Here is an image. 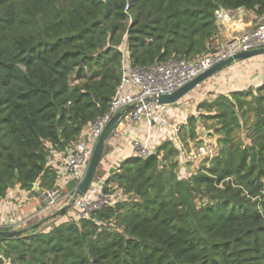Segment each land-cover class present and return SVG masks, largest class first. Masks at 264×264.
<instances>
[{"label": "trees", "instance_id": "1", "mask_svg": "<svg viewBox=\"0 0 264 264\" xmlns=\"http://www.w3.org/2000/svg\"><path fill=\"white\" fill-rule=\"evenodd\" d=\"M240 9L257 21L264 0H0V200L17 186L54 189L50 156L108 111L122 49L135 68L194 60L213 51L217 13ZM198 109L181 139L214 122L209 168L181 178L170 144L130 158L105 188L126 201L0 238V264H264V81Z\"/></svg>", "mask_w": 264, "mask_h": 264}, {"label": "built area", "instance_id": "2", "mask_svg": "<svg viewBox=\"0 0 264 264\" xmlns=\"http://www.w3.org/2000/svg\"><path fill=\"white\" fill-rule=\"evenodd\" d=\"M129 10L130 7L127 5L125 13H128ZM227 15L226 11H219L217 13L218 23L222 22ZM259 49H264V16L256 21V25L251 31L234 36L225 45L214 46L211 53L199 56L194 60L173 59L148 68H135L126 51L122 49L124 53L122 82L108 111L89 124L75 144L64 153H59L58 182L54 189L43 193L44 204L40 211L43 216L41 221L53 217L67 207L68 211L73 210L72 215L67 218L81 221L88 219L94 212L105 207H114L127 200V196L121 191H105L108 178L98 179L95 176L83 196H78L77 191L87 176L94 151L107 125L117 114L125 112L131 107L133 109L125 114L113 133L127 122L136 125L145 124L144 137H135L129 141V145L133 149V158L148 159L157 155V148L154 144L158 143L155 138L158 131L170 135L179 145L181 157L190 169L188 173L184 168L179 173L181 178H187L191 172L202 167L209 168L219 154L217 145L214 142L203 141L187 148L181 139L182 126L175 123L172 118V107L177 103L161 105L157 99L161 96L174 94L200 75L237 54ZM126 86H130L132 91H127ZM56 156H58L56 152L51 154L50 165H54ZM71 182L74 183L73 190L65 192L66 183ZM14 223L13 219H5L0 215V230L10 229L13 231L16 228Z\"/></svg>", "mask_w": 264, "mask_h": 264}, {"label": "crops", "instance_id": "3", "mask_svg": "<svg viewBox=\"0 0 264 264\" xmlns=\"http://www.w3.org/2000/svg\"><path fill=\"white\" fill-rule=\"evenodd\" d=\"M227 14V17L219 23L220 34L214 42V46L225 45L234 36H239L245 32H249L256 25V18L254 14L247 10L241 9L238 11L227 12ZM262 81H264V57H255L247 61L236 62L232 66L224 69L205 81L197 89L193 90L192 93H190L191 99L187 100V95L179 103L172 107L173 121L182 126V132H189L187 130V128L190 129L189 118L199 115L198 106H195L198 105V103H194L192 100L193 94L197 96L198 99L200 97L205 98L201 90H206L210 94L219 92L221 89H225L226 92H230V90H236L238 88L256 87ZM126 89L127 91H132L130 86H126ZM214 89L216 91H214ZM209 96L214 97V95ZM205 100L208 99L206 98ZM202 126L203 125L199 123L197 128L202 131L204 130L206 132L205 136L202 137L199 135L197 141H187L184 143L187 148H190L189 146L198 145L203 141L213 142V130L207 132ZM145 131L146 126L144 123L136 125L134 123L127 122L124 126L120 127L115 133H113L105 145V153L97 169L96 178L109 179L115 171L119 169V166H121L128 159L133 158V149L129 145V141L135 137H144ZM155 138L158 142L156 144L157 146L154 144L157 148V152L160 147L165 144H170L172 148L178 152V155L175 157V161L178 163V174L181 173L184 168H186L189 173L190 169L185 160L181 157V152L178 147L179 145L174 142L172 137L168 134H163L157 131ZM56 154H58V156H56L54 165H51V167L57 175V184V171L60 159L59 153ZM162 156L163 154L161 153L160 157ZM108 179L106 180V183ZM73 188L74 183H66L65 192H71ZM43 193L44 190L40 189L37 192L33 191V193H31L21 190L19 186L13 188L9 191L5 199L0 200L1 217L5 219H13L15 222L14 226L16 227L14 230H23L32 224L39 223L43 217L40 214L42 205L44 204ZM67 212H73V210L71 209Z\"/></svg>", "mask_w": 264, "mask_h": 264}, {"label": "water", "instance_id": "4", "mask_svg": "<svg viewBox=\"0 0 264 264\" xmlns=\"http://www.w3.org/2000/svg\"><path fill=\"white\" fill-rule=\"evenodd\" d=\"M264 55V49H259V50H253L250 52H245V53H240L235 55L234 57L219 63L212 69L208 70L204 74L200 75L196 79H194L192 82L188 83L185 85L183 88L179 89L177 92H175L172 95L169 96H161L157 99L158 103L161 105H173L181 101L183 98H185L189 93H191L193 90H195L197 87H199L201 84H203L205 81L208 79L212 78L219 72L223 71L224 69L232 66L236 62H242V61H247L250 59H253L255 57L263 56ZM133 107L127 109L125 112H121L117 114L107 125L104 133L102 134L97 147L94 151L90 167L87 173V176L83 183L80 185L77 191L78 196H83L89 189L94 177L96 176L97 169L103 159L104 153H105V145L113 132L117 129L118 124L120 121L125 117V114L128 113L130 110H132ZM189 131L190 129L187 128ZM205 132V131H204ZM206 133V132H205ZM163 164V163H161ZM34 192L39 191V186L38 184L34 185L33 188ZM68 207L62 209L60 212H58L56 215H54L52 218L56 219L66 213L68 211ZM44 222H47L46 220ZM40 226V224L35 225L32 227V230H36ZM24 233H26V230H13V231H0V238H15V237H20Z\"/></svg>", "mask_w": 264, "mask_h": 264}, {"label": "rangeland", "instance_id": "5", "mask_svg": "<svg viewBox=\"0 0 264 264\" xmlns=\"http://www.w3.org/2000/svg\"><path fill=\"white\" fill-rule=\"evenodd\" d=\"M259 57H264V55L263 56H259ZM201 86V85H200ZM198 88V87H197ZM196 88V89H197ZM213 90V89H212ZM214 91H216L215 89H214ZM230 91H232V90H230ZM201 92L204 94V96H205V98L204 97H200L199 99L197 98V96H195L194 94H193V98H192V100H193V102L194 103H198V105L200 104V103H202V102H204V101H211V100H214V99H216L218 96H220V95H226V94H228L229 92H226V90L225 89H221V91H219V92H216V93H209L208 91H206V90H201ZM192 93V92H191ZM209 95H214V97L213 96H209ZM190 93L188 94V96L186 97V99L187 100H189V99H191L190 98ZM202 98V99H201ZM208 99V100H205V99ZM198 105H195L196 107L198 106ZM201 113V112H200ZM202 113H205V111H202ZM207 114V113H206ZM196 117H198V116H196ZM213 121H210V122H208V123H202V127H204L206 130H214V128L212 127V125H213ZM213 128V129H212ZM240 137L243 139V141H244V143L245 144H247V145H249L250 143H251V141L246 137V135H245V133H241V135H240ZM217 139H218V137L217 136H214L213 135V142L217 145V147H218V149H219V152H220V146H219V144L217 143ZM218 152V153H219ZM197 171V170H196ZM70 215H72V212H67L66 214H65V218L66 217H68V216H70ZM62 216V217H63ZM61 217V218H62Z\"/></svg>", "mask_w": 264, "mask_h": 264}]
</instances>
